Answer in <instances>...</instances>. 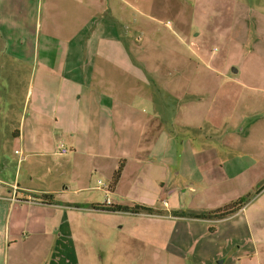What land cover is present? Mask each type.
<instances>
[{"label": "crops", "instance_id": "crops-1", "mask_svg": "<svg viewBox=\"0 0 264 264\" xmlns=\"http://www.w3.org/2000/svg\"><path fill=\"white\" fill-rule=\"evenodd\" d=\"M191 3L0 0V138L12 136L14 152L30 165L24 180L16 175L12 195L24 201L17 204L20 208H52L41 212L38 225L29 226L33 232L18 221L0 228V264H145L138 256L144 243L172 255L164 264H222L202 245L187 262L170 250L177 227L192 237L213 220L175 215L184 208L167 196L189 188L195 194L186 211L208 212L222 206L198 207L192 201L234 192L229 198L234 202L260 183L264 52L256 57L246 35L222 41L219 52L208 49L205 27L213 15L206 4L195 11ZM214 33L220 40L218 28ZM253 53L256 62L250 60ZM250 64L259 67L250 69ZM203 67L214 72L220 85H202ZM194 74L199 78L193 85ZM8 141H0V148ZM62 148L66 151L59 152ZM121 164L120 178L113 183ZM91 170L110 178V184L87 186ZM255 170L262 172L255 173L259 179L252 186L221 192L222 186L237 185ZM95 190L101 192L100 200L93 199ZM45 194L57 202L33 200V195ZM107 197L111 205H144L162 213L91 206L104 205ZM11 198L0 195V201H11L9 222L15 208ZM245 206L217 223L241 217ZM112 213L164 220L169 240L159 243L152 232H129L123 224H112ZM238 224L254 237L246 218ZM54 232V246H43L37 260L28 256L29 235ZM97 247L103 257L96 255ZM248 260L246 247L230 264H250ZM160 262L156 257L147 264Z\"/></svg>", "mask_w": 264, "mask_h": 264}, {"label": "rangeland", "instance_id": "rangeland-1", "mask_svg": "<svg viewBox=\"0 0 264 264\" xmlns=\"http://www.w3.org/2000/svg\"><path fill=\"white\" fill-rule=\"evenodd\" d=\"M191 2L195 11L198 9V6H200V3L206 4L208 14L213 15L212 19L214 21L209 23V26L205 27L207 28L206 35L208 49L219 52L224 46V42L222 41L227 40L230 36L246 35L250 36V40L252 41L250 44H252V51H255L256 57H259L264 52V0H191ZM219 5H221L222 8L216 7ZM168 24H170V22H168ZM193 28L195 27L193 26ZM215 28L219 29L220 40L217 38L218 35H215L214 33ZM253 55L254 53L252 56ZM253 57L254 58L250 60L256 62L257 58L255 56ZM257 67L259 66L256 64H250V69H255ZM259 73H261V69L259 70ZM200 76H202V78H206L205 82L202 81V85H220L218 81L219 78L215 76L213 71L207 68L203 67ZM252 77L258 76L252 75ZM198 78V75H193V85ZM16 108L19 110L20 107L17 106ZM248 123L249 121L246 122V125ZM16 126H18V123H16ZM241 127H243V125H241ZM4 140L9 141L7 144L5 143L4 147L0 148V179H2V182H0V195L8 197L12 196L11 200H14L12 201L15 203V208L13 212H10L12 213V217L9 222L10 215L7 214V211H9L7 205L11 201H0V228L3 226L7 227L9 223L12 227L13 225H16L15 222L18 221V225L33 232L29 226L38 225L42 221L43 213L41 212H44L45 210L51 211L52 208H42L31 205H24L21 208L18 207L20 205L19 203L23 202L22 204H24V201H18L20 198H17L16 196L13 197L12 184L15 183L16 175L19 173L23 180L26 178L30 165L27 159L23 160L22 155L14 152L12 148V136H10L9 139H6V137L0 138L1 142ZM256 172H259L260 174L262 171H250L247 178L243 179L241 183H237V185L226 184L222 186L223 189H221V192H229L232 187L231 192H233L236 188H240L241 190V188L252 186V184L259 179L258 177H255ZM86 180L87 186L91 188H96L97 186L103 184L108 186L111 182L110 178L108 179L105 175L95 170H91L90 173H88ZM99 180L102 181V184L99 183ZM263 185L264 177L261 179L259 184L253 185L254 187L251 191L252 194H250L251 196L249 197V200L245 203L246 211L240 215L241 217H237L236 220L231 219L223 223H217L218 220H213L209 222L210 227L207 228L206 231H202L200 227H198L197 231H194L192 237L184 236L180 231V228L177 227V233L173 236V241L175 243L170 245V250L176 251L178 255H180L183 259H186L187 262L189 259L193 258L194 249H196V247L199 248L202 245L203 249H208L209 257H214L217 262L222 261V264H230L233 260H236V256L240 255L246 247H249L250 260H248V262L250 264H264V189L261 195H256L255 193V191L259 190ZM179 191V194L174 197L170 198V196H167V198L172 204L177 205L180 203L184 208L183 210L186 211L187 207L185 206L190 204V198L195 193L191 192L189 188L184 192L182 189ZM92 193L95 194L93 196L94 200H100L102 198L100 191L95 190L92 191ZM233 195L234 192L228 195L230 197H227L226 195H224L225 197H216L217 195H210L209 193L201 198H196L195 201L192 202L193 205L198 207L220 205L222 206L221 208H223L232 202L229 198ZM242 196L246 195L243 193ZM173 198H175L178 203ZM154 200H156L155 204L157 206L160 204L162 205L160 200ZM18 212L21 213V218L16 217ZM30 213L31 217L28 219L29 222H25V216H28V214L30 215ZM242 218H246L247 221L250 222L254 237H252L249 232L246 233L243 231V225L238 224L235 226ZM109 219L112 224L121 226L123 224L124 229L129 230V232L139 229L152 232L153 235L157 236L156 238L159 243L162 241L167 242L169 240L167 239V232L163 229L167 226V223H165L164 220H159L151 216H139L125 213H112L109 215ZM54 222L57 223L58 218H54L53 223ZM25 225L26 227H24ZM56 235V232L51 235H39L33 233L29 235L27 240L28 248H26L28 249L26 250L28 256L35 260L39 259V253L41 249H43V246H49L51 243L53 246L55 245ZM145 241H147L146 238ZM238 244H242L241 250H239ZM98 248L102 249V247H97L96 255L98 257H103L102 250ZM254 248L256 249V253L253 251ZM138 256L143 259L145 264L152 259L155 260L156 257L161 261L160 264H164L165 262L167 263L172 258V255L166 253L161 246L159 249H156L155 246H146L145 243L138 251Z\"/></svg>", "mask_w": 264, "mask_h": 264}, {"label": "trees", "instance_id": "trees-1", "mask_svg": "<svg viewBox=\"0 0 264 264\" xmlns=\"http://www.w3.org/2000/svg\"><path fill=\"white\" fill-rule=\"evenodd\" d=\"M122 171V164L118 167V169L115 171L113 175V183H116L119 178ZM264 186V185H263ZM251 195L247 194L246 196L240 197L236 201L224 206L223 208H219L214 211H208V212H186V211H174L173 213L175 215L179 216H191L195 218H203V219H211V220H221L224 218H227L233 214H235L237 211H239L245 203L249 200V197ZM40 200L43 203H56L57 201L53 198L52 195H42V196H36L33 195V200ZM92 207L96 209H102L110 212H117V211H126L131 213H148V214H154V213H162L161 210L154 209L152 207L144 206V205H134V206H128V205H121V204H115V205H99V204H93Z\"/></svg>", "mask_w": 264, "mask_h": 264}, {"label": "built area", "instance_id": "built-area-1", "mask_svg": "<svg viewBox=\"0 0 264 264\" xmlns=\"http://www.w3.org/2000/svg\"><path fill=\"white\" fill-rule=\"evenodd\" d=\"M171 23V22H170ZM66 151V149H64V148H62V149H59V152H65ZM99 183L100 184H102V182L101 181H99ZM110 199L107 197L106 198V200H105V204H107V205H110Z\"/></svg>", "mask_w": 264, "mask_h": 264}]
</instances>
